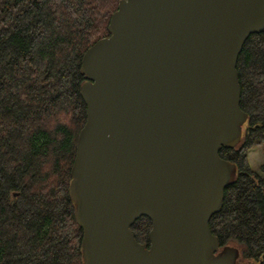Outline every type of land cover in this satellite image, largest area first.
<instances>
[{
	"label": "water",
	"instance_id": "1",
	"mask_svg": "<svg viewBox=\"0 0 264 264\" xmlns=\"http://www.w3.org/2000/svg\"><path fill=\"white\" fill-rule=\"evenodd\" d=\"M264 29V0H119L81 58L86 120L69 194L83 264H237L209 220L241 141L236 62ZM151 221L148 243L131 225Z\"/></svg>",
	"mask_w": 264,
	"mask_h": 264
},
{
	"label": "trees",
	"instance_id": "2",
	"mask_svg": "<svg viewBox=\"0 0 264 264\" xmlns=\"http://www.w3.org/2000/svg\"><path fill=\"white\" fill-rule=\"evenodd\" d=\"M119 0H0V264H83L82 229L69 194L78 133L83 53L109 35ZM240 107L247 114L233 162L235 180L209 220L220 247L239 249L237 264H264V164L247 152L264 142V29L237 58ZM151 221L131 225L148 243Z\"/></svg>",
	"mask_w": 264,
	"mask_h": 264
},
{
	"label": "rangeland",
	"instance_id": "3",
	"mask_svg": "<svg viewBox=\"0 0 264 264\" xmlns=\"http://www.w3.org/2000/svg\"><path fill=\"white\" fill-rule=\"evenodd\" d=\"M248 164L253 171L260 174V166L264 164V142L251 147L247 152Z\"/></svg>",
	"mask_w": 264,
	"mask_h": 264
}]
</instances>
